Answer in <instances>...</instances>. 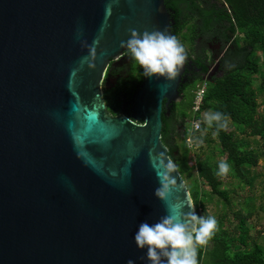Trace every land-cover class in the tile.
Returning <instances> with one entry per match:
<instances>
[{
  "label": "water",
  "instance_id": "95a60500",
  "mask_svg": "<svg viewBox=\"0 0 264 264\" xmlns=\"http://www.w3.org/2000/svg\"><path fill=\"white\" fill-rule=\"evenodd\" d=\"M172 13L164 0H0V264H147L133 237L168 210L152 157L168 156L162 114L190 63L174 81L141 68L128 115H110L103 89L130 30L172 35ZM177 200L188 211L184 181Z\"/></svg>",
  "mask_w": 264,
  "mask_h": 264
},
{
  "label": "trees",
  "instance_id": "16d2710c",
  "mask_svg": "<svg viewBox=\"0 0 264 264\" xmlns=\"http://www.w3.org/2000/svg\"><path fill=\"white\" fill-rule=\"evenodd\" d=\"M167 9L172 11V35H175L187 53L186 63H190L183 74L185 82L179 86L182 102L171 106L174 119L162 114L161 141L168 149V156L178 165L183 181L196 179L187 186L195 211L199 215H210L206 210L207 197H217L224 206V212L216 217L218 226L208 243L198 249L199 264H264V245L251 235L248 225L254 207L249 202L232 210L230 191L224 187L223 175H218V164L213 156L203 161L188 164L191 148L186 138L191 135L205 143H210L214 135L219 153L230 164L228 174L242 185H251L250 171L258 164V156L248 151L236 133L245 137L264 139V114L259 113L256 103L257 89L264 94V0H164ZM203 25L199 27V22ZM218 27L223 55L219 61L221 76L207 79L211 62L207 55L196 51V37L201 32H209ZM185 30L184 34H181ZM187 47V48H186ZM219 52V54H222ZM199 70L198 72H194ZM108 72L111 77L108 89H103V99L112 117L122 111L130 113V99L141 83V67L128 54L124 59L111 63ZM205 83L206 89L198 113H192L197 86ZM127 108L124 109V105ZM216 111L225 114L227 127L217 130L215 123L206 125L202 118L206 113ZM200 120L199 130L189 133L191 120ZM187 123V124H186ZM186 124V125H185ZM208 134L200 135L204 130ZM199 136V137H198ZM212 141V140H211ZM200 181L209 192L200 189ZM248 203V204H247Z\"/></svg>",
  "mask_w": 264,
  "mask_h": 264
},
{
  "label": "clouds",
  "instance_id": "9594fccd",
  "mask_svg": "<svg viewBox=\"0 0 264 264\" xmlns=\"http://www.w3.org/2000/svg\"><path fill=\"white\" fill-rule=\"evenodd\" d=\"M98 42L93 41V44ZM121 46L143 69V76L148 78L174 81L187 59L185 48L177 37L161 29L143 32L131 29L128 39L121 41ZM92 54H95V48H92ZM88 61L89 57L85 56L81 63ZM205 119L210 126L215 123L217 130L227 127V119L222 112L209 113ZM152 167L159 182L154 195L168 204V210L155 223L144 221L139 224L133 237L136 247L145 251L139 259H146L147 264H199L198 249L206 245L214 234L217 219L197 214L191 200L187 204L188 211L183 210L185 205L182 201L168 203V197L183 188V181L178 183V165L165 152L152 157ZM229 169L230 164L221 160L217 174L226 175ZM127 264H136V261L129 259Z\"/></svg>",
  "mask_w": 264,
  "mask_h": 264
},
{
  "label": "rangeland",
  "instance_id": "374dc122",
  "mask_svg": "<svg viewBox=\"0 0 264 264\" xmlns=\"http://www.w3.org/2000/svg\"><path fill=\"white\" fill-rule=\"evenodd\" d=\"M187 48V47H186ZM258 81L254 83V89L256 92V103L259 108V113L264 114V94L258 89ZM206 113L203 115V119L206 122ZM208 134V130H204L200 135ZM199 137V136H198ZM236 137L241 140L248 151H253L258 156V164L250 171V178L252 180L251 185L239 184L236 180L231 178L227 173L223 175L224 187L230 191V198L232 200V210L237 211L246 202L251 199L250 203L254 207V213L252 214L248 225L251 230V235H254L258 239L260 245H264V139L261 140L256 137H245L236 133ZM210 143H205L196 138V143L191 148L188 164L191 166L195 161H203L207 156H213L212 162L219 163L224 160L219 153L218 144L214 135L210 136ZM196 179V171L192 172V177L187 179L184 183L186 186L192 184V181ZM200 189L204 192H209V188L200 181ZM248 204V203H247ZM206 210L211 216L219 217L224 212L223 203L217 197H207Z\"/></svg>",
  "mask_w": 264,
  "mask_h": 264
},
{
  "label": "flooded vegetation",
  "instance_id": "af4514ba",
  "mask_svg": "<svg viewBox=\"0 0 264 264\" xmlns=\"http://www.w3.org/2000/svg\"><path fill=\"white\" fill-rule=\"evenodd\" d=\"M199 25H200L199 27H201V25H203V22L200 21ZM184 33H185V30L182 31L181 34H184ZM222 39L223 37L222 35H220L218 27H213V29L210 30L209 32H203V33L201 32L199 28L197 32L196 46H195L196 51L199 53L200 52L202 53V51L204 50L205 54L207 55V62H211L210 73L206 76L207 79L212 78L213 76L222 75V71L219 69V61L223 55V51L221 52ZM219 52H221L222 54H219ZM126 54H127V51L124 53V56L122 59L126 57ZM198 71L199 70H195L194 72H198ZM110 77L111 75L107 71L105 79L109 81ZM123 107L124 109H126L128 106L127 104H125ZM121 114L128 115V113H125L124 111H122L120 115ZM166 117L171 118V121H172L171 123L173 127H177L178 122L175 121L174 119V112L172 111L171 107H169V109L167 110Z\"/></svg>",
  "mask_w": 264,
  "mask_h": 264
},
{
  "label": "built area",
  "instance_id": "2783aa9c",
  "mask_svg": "<svg viewBox=\"0 0 264 264\" xmlns=\"http://www.w3.org/2000/svg\"><path fill=\"white\" fill-rule=\"evenodd\" d=\"M205 89H206L205 83L200 84V85L197 86V89H196L195 95H194L193 106H192V113L193 114L198 113L199 110H200V106H201V103H202V99H203V96H204ZM200 123H201L200 120L192 119L191 122H190V130H189L190 132L189 133L191 134L193 132H197L199 130ZM186 143L189 146V148L193 147L194 141H193V138H192L191 135H189L186 138Z\"/></svg>",
  "mask_w": 264,
  "mask_h": 264
}]
</instances>
